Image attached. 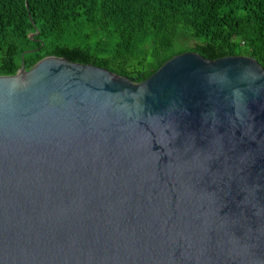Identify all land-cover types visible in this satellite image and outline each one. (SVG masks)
Returning a JSON list of instances; mask_svg holds the SVG:
<instances>
[{"label":"water","instance_id":"95a60500","mask_svg":"<svg viewBox=\"0 0 264 264\" xmlns=\"http://www.w3.org/2000/svg\"><path fill=\"white\" fill-rule=\"evenodd\" d=\"M30 52L0 76V264H264L258 61L134 83Z\"/></svg>","mask_w":264,"mask_h":264},{"label":"trees","instance_id":"16d2710c","mask_svg":"<svg viewBox=\"0 0 264 264\" xmlns=\"http://www.w3.org/2000/svg\"><path fill=\"white\" fill-rule=\"evenodd\" d=\"M26 51V70L55 56L134 83L185 52L264 68V0H0V76L17 74Z\"/></svg>","mask_w":264,"mask_h":264},{"label":"rangeland","instance_id":"374dc122","mask_svg":"<svg viewBox=\"0 0 264 264\" xmlns=\"http://www.w3.org/2000/svg\"><path fill=\"white\" fill-rule=\"evenodd\" d=\"M185 41H186L188 47H193V46L196 45V42H202L203 39L196 40V41H194V40H185ZM183 43H184L183 41L182 42H178V45L182 46Z\"/></svg>","mask_w":264,"mask_h":264}]
</instances>
